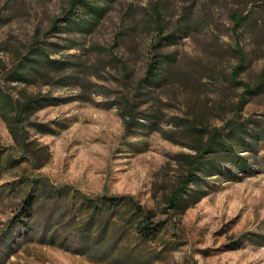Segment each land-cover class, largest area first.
<instances>
[{
	"label": "rangeland",
	"instance_id": "obj_1",
	"mask_svg": "<svg viewBox=\"0 0 264 264\" xmlns=\"http://www.w3.org/2000/svg\"><path fill=\"white\" fill-rule=\"evenodd\" d=\"M67 2L0 0L4 63L43 39L53 58L79 55L78 68H89L88 78L106 93L33 116L30 137L48 151L37 169L0 118V264H264V83L243 98L232 78L241 53L236 81L253 87L264 80V0H116L95 31L79 38V49L65 48V34L43 37ZM159 27L172 41L158 49L172 55L170 76L161 87L138 90L136 111L145 124L128 129L120 103L133 95ZM12 85L66 99L80 93L74 86ZM240 99L246 102L239 107ZM232 120L262 136L254 152L237 147L248 171L232 178L223 164L222 176L194 185L204 197L172 213L166 203L182 171L178 155L193 153L205 129L226 132ZM28 193L36 203L25 230L12 221ZM115 195H132L165 223L152 237L137 234L138 217L101 200Z\"/></svg>",
	"mask_w": 264,
	"mask_h": 264
},
{
	"label": "trees",
	"instance_id": "obj_2",
	"mask_svg": "<svg viewBox=\"0 0 264 264\" xmlns=\"http://www.w3.org/2000/svg\"><path fill=\"white\" fill-rule=\"evenodd\" d=\"M116 0H68L62 14L52 19L43 37L65 34L68 42L66 49H79L81 43L79 38L89 35L95 31L103 17L109 10V6ZM4 22V19H0ZM236 24L239 17H235ZM165 27H159L155 32L153 51L147 56L144 64L143 75L137 79L133 87V95L125 96L120 103V115L126 128L143 126L139 121L141 118L137 113L136 98L140 88L155 89L166 84L170 76V62L173 61L170 53H163L158 50L161 47L170 45V33H164ZM37 37V33H34ZM4 50V48H2ZM52 50L45 46L43 39L34 38L25 51L11 59L7 65L0 59V118L4 121L6 128L15 142L27 158L33 168L37 169L38 160H46L47 146L38 143L35 138L30 137L29 128L34 125L33 116L49 106H56L72 100L93 102V94H106L98 91L96 83L88 76L92 74L89 68L79 69V55H71L67 59L51 57ZM240 61L235 67L233 82L243 87V95L253 94L262 83L250 87L248 84L236 81L237 71L243 68L244 57L240 53ZM89 69V70H88ZM40 84L74 86L80 88V93L72 95L69 99L53 95L51 93H28L23 89H16L12 84ZM106 90V89H105ZM240 99L239 107L246 102ZM117 103L107 101L104 106L111 108ZM152 122V121H151ZM170 123V120H168ZM228 131L223 132L215 128L211 133L207 129L191 145L193 153L179 154V162L182 171L175 186L167 197L166 208L172 213L181 214L188 207L196 204L207 192L197 186L200 179L211 176H222L224 174L223 164L229 165L228 173L232 178H241L240 173L249 169V160L237 152V147H245L254 152L257 141L262 138L258 133H251L245 123L228 121L225 125ZM253 134V142L246 141V135ZM235 167L236 171H232ZM38 179L31 181L33 184ZM97 200V199H96ZM104 203L110 207L126 206L125 212L129 210L130 216L138 217L135 223V232L141 236H154L165 221H154L153 212L145 209L135 201L132 195H115L101 197ZM36 203V196L28 193L22 200L21 217L12 221L13 225H20L25 230L29 229L31 218L34 215L33 206ZM21 220V223L19 221ZM11 225V224H10ZM8 236L2 242H7Z\"/></svg>",
	"mask_w": 264,
	"mask_h": 264
}]
</instances>
